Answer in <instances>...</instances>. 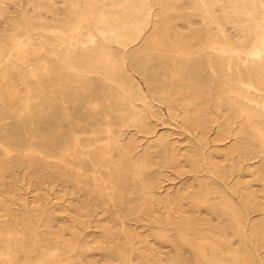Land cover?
I'll return each mask as SVG.
<instances>
[{
  "label": "bare ground",
  "instance_id": "6f19581e",
  "mask_svg": "<svg viewBox=\"0 0 264 264\" xmlns=\"http://www.w3.org/2000/svg\"><path fill=\"white\" fill-rule=\"evenodd\" d=\"M152 100L194 126L191 153L180 156L166 136L151 152L139 149L134 135L154 133ZM219 106L227 114L212 112ZM224 141L225 157L238 160L227 170L204 151ZM151 154L178 173L185 158L194 178L163 192L158 173H149L159 164ZM253 159L264 198V0H0V183L22 167L38 185L46 175L70 184L79 202L69 239L53 229L44 203L23 206L18 220L8 213L0 264H63L68 253L91 249L113 252L118 264H159L126 224L141 217L171 245L169 264L184 261L176 243L196 264H254L249 242L264 244V202L239 193L234 178ZM98 208L108 225L92 247L77 233V216L97 217ZM252 212L261 218L249 225ZM209 215L224 222L213 225Z\"/></svg>",
  "mask_w": 264,
  "mask_h": 264
},
{
  "label": "rangeland",
  "instance_id": "374dc122",
  "mask_svg": "<svg viewBox=\"0 0 264 264\" xmlns=\"http://www.w3.org/2000/svg\"><path fill=\"white\" fill-rule=\"evenodd\" d=\"M21 4L25 3V0H17ZM12 8V7H11ZM13 10V9H12ZM15 80V79H14ZM142 87L145 89L142 81H140ZM19 88V87H17ZM153 104L152 112L147 114V121L149 122L150 127L154 128V133L150 135H144L142 133H136L134 135V139L139 145V149L141 151H153L152 145L156 141L157 136L166 138L169 141H173L174 145L177 149H179L180 156L185 152H192L193 139L195 134L194 126H191V122L186 123L182 126L180 120H176L175 122L168 117V113L166 112L165 105L152 100ZM192 109L190 112L192 113ZM211 111V110H210ZM214 114L224 115L227 114L226 106H219L218 110H212ZM234 127H238V120H235ZM133 131L129 132L131 134ZM212 134V132H211ZM212 136H210L211 138ZM229 143L226 141L221 142L219 144L209 143L205 148V153H208L213 162L217 164L224 165L225 169H229L232 166L238 165L237 155L233 154L230 157H225L224 149L227 147ZM151 161L158 162L159 164L153 165L149 173H158V177L160 178V186L161 190L165 192H172L177 187H180L182 182H191L193 174L189 172V164L183 157H179L177 159V165L181 167L180 173L176 172L175 169L167 168L163 166L161 160H159L154 154H151ZM259 161L257 159L244 161L242 163V168L244 169L241 173L235 172L238 181H240V185L238 186V191L241 194L247 195L249 192L254 193L257 197V201L264 202V198L262 195V183L257 182L253 179V172L259 167ZM45 176L43 179V183L38 185L35 177L27 170L22 167L15 168L10 174H5V178L3 183H0V221L7 220L10 222L13 219V216H7V214H14L15 220L20 218V214L23 211V206H27L30 209H35L41 203L45 204V208L50 212V217L53 222V229L64 228V237L69 239L71 228L69 222V216L73 215L71 208L74 205H78V203L74 204L72 196L70 184H61L59 181H52ZM199 178L203 179L205 177V173H199ZM193 186L196 187L197 183L194 181ZM234 199L238 202L239 200L233 196ZM80 200V198L78 199ZM189 200L184 199L181 201L182 208L190 213H195L189 205ZM156 212L155 216L165 217V211L159 209L158 207H154ZM99 212V216L89 218L88 220L77 216L79 224H77V233L89 242L90 246L97 245L99 241H101L102 233L101 226L108 225L107 214L105 215L102 212V208H98L96 210ZM200 212L205 213L204 209H200ZM211 223L213 225H217L219 222H224V215H220L218 218L216 215H209ZM261 218L257 212H252L250 214V223H255L259 221ZM86 221V222H85ZM35 222V220H34ZM83 222V223H82ZM2 223V222H1ZM127 226L135 229L134 231L144 237L147 242L149 248H151L152 252L150 255V260L153 263V260L159 258V264H169L165 257L168 254L172 247L170 244L163 243L157 240L154 237V233L158 230L157 226L148 218L141 217L136 221L128 220L126 222ZM117 228L116 226L113 228ZM173 236V233L168 232ZM120 240V239H119ZM172 241L176 243L174 237L171 238ZM234 245L237 244V239L233 240ZM178 249L183 258V262L177 261L176 264H196L194 260V256L192 254V250L185 245H178ZM264 244H261L259 241H256L254 238L250 239L249 248L251 250V246L254 247L251 250V255L254 260V264H264ZM69 260L65 261L63 264H87L88 261H93L94 264H107V262H112L113 264H118V260L116 255L110 251H100L98 249H91L89 252H72L68 253ZM23 258V255L19 256V259ZM179 260V259H177ZM80 262V263H79ZM133 264H137L136 260Z\"/></svg>",
  "mask_w": 264,
  "mask_h": 264
}]
</instances>
